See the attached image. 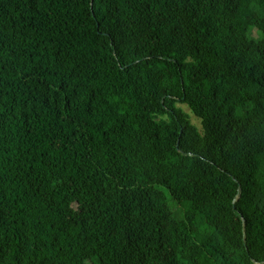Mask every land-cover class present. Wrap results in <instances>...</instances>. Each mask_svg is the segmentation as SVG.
I'll use <instances>...</instances> for the list:
<instances>
[{
  "label": "trees",
  "instance_id": "1",
  "mask_svg": "<svg viewBox=\"0 0 264 264\" xmlns=\"http://www.w3.org/2000/svg\"><path fill=\"white\" fill-rule=\"evenodd\" d=\"M0 264H264V0H0Z\"/></svg>",
  "mask_w": 264,
  "mask_h": 264
},
{
  "label": "rangeland",
  "instance_id": "2",
  "mask_svg": "<svg viewBox=\"0 0 264 264\" xmlns=\"http://www.w3.org/2000/svg\"><path fill=\"white\" fill-rule=\"evenodd\" d=\"M179 106H180L181 108H183V110H184L185 112H187V113L191 116L192 122H193L194 124H196V125L200 128V130H202L201 121H200L199 119H197V118L193 115V113L191 112V110L189 109V107H188L187 105H183V104H179Z\"/></svg>",
  "mask_w": 264,
  "mask_h": 264
}]
</instances>
